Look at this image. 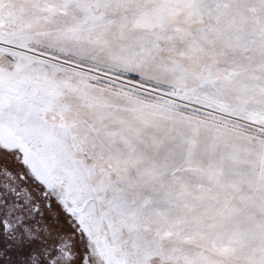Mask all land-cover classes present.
Instances as JSON below:
<instances>
[{
	"label": "snow or ice",
	"instance_id": "6c2138e0",
	"mask_svg": "<svg viewBox=\"0 0 264 264\" xmlns=\"http://www.w3.org/2000/svg\"><path fill=\"white\" fill-rule=\"evenodd\" d=\"M0 264H264V0H0Z\"/></svg>",
	"mask_w": 264,
	"mask_h": 264
}]
</instances>
